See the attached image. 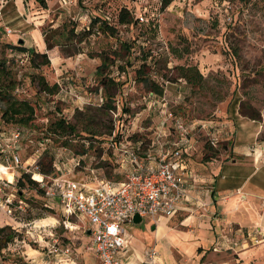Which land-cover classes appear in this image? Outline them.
Instances as JSON below:
<instances>
[{"label":"rangeland","instance_id":"obj_1","mask_svg":"<svg viewBox=\"0 0 264 264\" xmlns=\"http://www.w3.org/2000/svg\"><path fill=\"white\" fill-rule=\"evenodd\" d=\"M44 2L47 8L40 0H8L4 7L0 4V58H15L13 72L18 80L15 93L33 102L36 107L35 124L40 129L56 117L64 116L76 122L81 115L79 112L96 114V108L101 106V97L106 94L96 74L101 63L100 54L112 57L110 75L126 80V83L120 89L116 86L110 89L118 99V110L101 117L103 125L93 128L98 138L103 139L91 141L86 137V131H80L78 136H68L70 145L66 147L63 146L66 137L46 139L40 130L26 132L17 142L13 137L15 127L1 121L3 105L0 102V148L4 151L0 156L2 179L16 185L22 174L30 173L31 178L40 183L35 173H39L40 155L47 150L54 155L56 166L64 177L84 180L91 186L103 180H123L126 170L116 161L118 150L108 148L112 147L111 141L104 140L114 137V132L108 137V128L114 120L117 124L120 120L119 140L126 145L132 135L144 138L158 136L162 131L161 106L164 101L166 107L186 123L204 121L207 126L214 125L207 129L197 126L191 133L195 138L194 144L199 148L198 157L204 161H209L204 156L210 130L218 133L219 144L215 148L220 151L216 157L225 152L228 140L223 138L227 137L224 136L227 129L224 128L221 135L217 124L221 123L220 120L238 116L246 121L255 120L256 124L249 125L252 128L257 124L262 126L258 140L264 145V0H173L167 7L162 6V0ZM123 7L132 11L131 24L118 22V14ZM146 9L149 22L141 23L137 17ZM104 16L110 18V24L116 28L113 34L104 33L95 26L82 43H63L47 48L46 35L56 42L61 40L59 32H65L73 25H76V32L88 31L95 17ZM6 27L13 33L8 34ZM21 39L27 47L48 52L51 64L39 70L33 69L27 53H19L9 47L19 44ZM122 43L131 49L129 55L119 57L115 51H125ZM76 50L79 51L75 53ZM144 62L151 66V76L164 84V94L161 95L164 100L146 98L149 93L145 84L135 79ZM177 65H197L204 80L195 86L181 78L167 80L166 76L176 78ZM32 72H40L50 84L59 83L60 92L56 95L40 92L38 83L30 79ZM233 130L236 131L235 126ZM169 132H174L171 123L166 133H161L162 147L177 139L174 133ZM157 148H152L155 153ZM84 149L87 153L78 154ZM255 174L251 185L256 184L264 169L258 168ZM48 181L45 179V183ZM41 188L40 184L35 187L26 184L22 189L14 186V192L23 191L29 208L17 220L0 215V228L6 229L0 238L14 234L13 241L8 244L5 245L4 239L0 241V264H98L99 260L90 250L89 222L82 216L66 217L60 204L46 197ZM162 218L181 230L179 236L182 240L197 241L201 239L200 235H204L196 232L192 222L182 223L184 215ZM207 218V227H200L209 230L207 234L211 236L216 226L210 227L209 224H215V219ZM154 225L150 217L143 218L139 224L126 223L125 232L131 246L133 244L140 250L143 245H151L155 239ZM230 228L237 230V225ZM50 230L59 239L58 255L51 253L54 236ZM249 231L243 232L247 242L240 249L241 245L225 242L229 229L222 226L217 235L221 243L216 240L195 248L193 256L196 259L205 255L201 264H264L262 236L256 227L249 228ZM67 247L70 253L63 255L62 251Z\"/></svg>","mask_w":264,"mask_h":264},{"label":"built area","instance_id":"obj_2","mask_svg":"<svg viewBox=\"0 0 264 264\" xmlns=\"http://www.w3.org/2000/svg\"><path fill=\"white\" fill-rule=\"evenodd\" d=\"M7 2L8 0H0L1 7ZM63 2L66 4L68 0ZM104 17L110 22V18ZM138 19L141 23L149 22L147 9L138 15ZM5 29L8 34L13 33L11 28ZM147 97L151 101L155 98L165 99L154 93H149ZM103 102L104 98L101 97L100 105ZM163 103L160 122L162 131L152 138L147 151L142 150L141 142L134 144L127 140L126 145L120 141L117 147L111 144L116 151L118 150L116 161L126 170L123 180H103L92 186L84 180L64 177L61 174L49 178L46 183L43 176L38 180L45 196L57 200L66 217L82 216L89 222L92 237L90 250L94 252L100 264H125L122 257L129 252L125 224L134 223L136 215L142 220L145 217L155 219L173 216L191 186L192 179L186 157L197 150L191 133L197 126L204 129L214 125L207 126L204 121L186 123L182 117L166 107L165 101ZM117 117L120 119V116ZM118 122L119 124L115 123L114 136L119 125L122 127L120 120ZM169 123L174 129V132L169 133H174L177 139L169 146L162 147L161 133H166ZM20 136L21 131L15 130L14 139L18 140ZM208 136V143L217 147L218 133H211L210 130ZM154 147H158L155 149L156 153L152 149ZM16 158L20 163V159ZM14 186L16 185L13 181L0 179V215L17 220L20 214L28 211L29 204L25 198L20 197L18 191L14 192ZM52 234L54 243L51 253L58 254L59 239L53 232ZM143 264H159L158 251L155 247H150Z\"/></svg>","mask_w":264,"mask_h":264},{"label":"crops","instance_id":"obj_3","mask_svg":"<svg viewBox=\"0 0 264 264\" xmlns=\"http://www.w3.org/2000/svg\"><path fill=\"white\" fill-rule=\"evenodd\" d=\"M243 119L238 116L226 121L220 120L221 123L217 122L221 135L224 133V136L227 135L223 140H228L225 152L219 158L204 161L198 157V147L194 153L186 157L192 179L191 186L186 197L178 205L177 212L170 218L184 215L182 223L192 222L196 226V232L204 234L199 236L201 239L182 240V236H179L181 230L176 225L164 222L168 219L152 218L155 222L153 243L149 246L143 245L139 250L135 249L133 244L131 246V241L127 237L129 252L122 257L125 264H143L150 247H155L158 251L159 264H201L205 255L195 259L192 250L208 243H215L216 240L221 243L222 240H219L217 235L222 226L229 229V232L225 237L219 235L223 236L229 245L231 243L241 245L240 249H243L247 242L243 238V232L248 233L249 228L256 227L262 236L261 247L264 249V174L255 181L256 184H250L256 177L258 168L264 169V145L259 144L258 140L262 126L257 124L252 128L249 124H256V121ZM232 126H235L236 131ZM192 137L195 140L194 136ZM208 216L215 219V224H209L210 227L216 226L211 236L207 234L209 230L201 228L202 225L207 227ZM220 216L223 219L218 218ZM233 224L237 225V230L230 228ZM52 232L50 230V233ZM62 252L63 255H68L70 248L67 247Z\"/></svg>","mask_w":264,"mask_h":264},{"label":"trees","instance_id":"obj_4","mask_svg":"<svg viewBox=\"0 0 264 264\" xmlns=\"http://www.w3.org/2000/svg\"><path fill=\"white\" fill-rule=\"evenodd\" d=\"M43 3L44 8H47V4L44 0H40ZM173 0H162V6L167 7L172 3ZM138 19V17H137ZM118 22L121 24H131L133 22V14L130 8L123 7L120 9L118 14ZM98 26V28L104 33L113 34L116 30L114 26L110 24V22L105 18L95 17L90 24V28L88 31L76 32V25H73L71 28L66 30L65 32H59L58 35L61 37V40H57L56 42L52 41L48 35L45 36V42L47 44L48 49H52L55 46L62 45L63 43L68 44L72 42L82 43L87 39L90 34H92L93 28ZM124 52L118 53L115 51V54L119 57H124L125 55H129L131 46L126 43H122ZM11 49L16 50L19 53H27L29 57L30 66L33 69H41L43 66H48L51 64V59L49 57L48 52L38 51L35 48L27 47L21 43L19 44H11L9 46ZM79 50H76L77 53ZM101 63L97 66L96 74L99 77V84L104 87L106 94L104 95V104L96 108V114H84V112H79L81 115L77 119L76 122H72L65 118L64 116L56 117L54 119L49 120L47 126L44 129H40L37 124H35L36 120V107L29 99L20 98L16 93V89L18 86V80L15 77V73L13 72V68L15 65V58H0V102L2 103V111H1V121L8 125H13L15 130L21 131V136L17 142L23 139L25 133H31L32 131L40 130L43 133V138L50 139H59V137H66L63 141V146L70 145L68 136H78L81 132L86 131L88 133L87 138L90 137L91 141L97 139L102 140L103 138H98L97 132L93 130V128H100L103 125L101 117L109 115L112 111L117 110V98L110 89L116 86L118 89L121 88L126 83V80H120V78H115L110 75L111 63L113 62L112 57L109 54H100ZM177 76L171 77L166 76L169 81H177L179 78L184 79L187 83L192 86L200 84L204 80V76L200 71L197 65H177ZM152 68L147 62L141 64L140 68L136 73V80L145 84L148 93H154L159 96L164 94V84L159 82L157 78L151 76ZM30 79L32 82H37L40 88V92H44L48 95H56L60 92L61 86L59 83L50 84L45 76L40 72H32L30 74ZM89 112V111H88ZM83 115V116H82ZM114 120V119H113ZM118 127V126H117ZM80 129V130H79ZM116 130L115 120L112 122L110 128H108V137L112 136V133ZM120 125L117 128L116 135L110 139L104 138V140L111 141L115 147L118 146L120 142ZM102 134L101 132L99 133ZM112 138V139H111ZM132 143L136 144L141 142L142 150H147L151 143L152 137L147 136L144 137H135L132 135L129 138ZM115 147L109 146L108 148L116 150ZM207 152L204 156V159L210 160L215 158L219 149L207 144ZM87 153V150H82L78 152V154ZM4 154V151L0 148V156ZM19 158V157H18ZM38 172L35 174H41L45 179H49L51 177H55L60 175V171L58 170L55 162L54 155L44 150L40 155V160L38 163ZM112 181H120V179H115ZM28 184L31 187H35L39 185V183L31 178L30 173H24L17 180V186L19 188H24ZM42 192L44 194V189ZM20 197H24L23 191H18ZM57 201V200H56ZM58 203V201H57ZM5 228H0V234L5 232ZM4 239L5 245L9 242L13 241L14 234H9L7 237L0 238Z\"/></svg>","mask_w":264,"mask_h":264},{"label":"water","instance_id":"obj_5","mask_svg":"<svg viewBox=\"0 0 264 264\" xmlns=\"http://www.w3.org/2000/svg\"><path fill=\"white\" fill-rule=\"evenodd\" d=\"M19 43L24 44V40L21 39L19 41ZM141 222H142V218L140 216L136 215L135 218H134V223L139 224ZM88 233L90 234L91 230H89Z\"/></svg>","mask_w":264,"mask_h":264},{"label":"bare ground","instance_id":"obj_6","mask_svg":"<svg viewBox=\"0 0 264 264\" xmlns=\"http://www.w3.org/2000/svg\"><path fill=\"white\" fill-rule=\"evenodd\" d=\"M36 177H37L36 179H38V180L42 179V175L41 174H37ZM0 179H2V178L0 177Z\"/></svg>","mask_w":264,"mask_h":264}]
</instances>
